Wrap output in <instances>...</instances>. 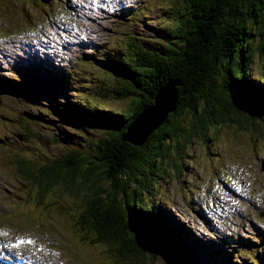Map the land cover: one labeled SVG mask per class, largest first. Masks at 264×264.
Returning a JSON list of instances; mask_svg holds the SVG:
<instances>
[{
    "label": "trees",
    "instance_id": "obj_1",
    "mask_svg": "<svg viewBox=\"0 0 264 264\" xmlns=\"http://www.w3.org/2000/svg\"><path fill=\"white\" fill-rule=\"evenodd\" d=\"M25 1L41 12L51 5L50 0ZM165 3L161 45L125 33L109 52L93 58L96 82L80 86L76 101L65 94L60 103L49 95L52 111L73 126L69 132L58 129L55 140L65 147L62 153L41 161L13 154V177L27 188L16 211L34 224L32 217L40 218L58 204L70 220V245L80 251L82 264H203L196 254L203 256V247L225 250L223 245H201L152 196L158 175L181 171V150L192 140L207 144L221 127H262L264 81L252 80L247 65L254 41L260 51L264 46V0ZM26 10L24 18L30 16ZM56 80L51 83L65 88ZM170 85L172 105L159 123L140 142L127 138L140 112L154 108L158 91ZM32 88L39 86L0 79V92L23 97L29 92L31 100ZM102 100L129 105L114 111ZM25 140L30 146L35 142L32 128ZM62 198L69 199L72 211L57 202Z\"/></svg>",
    "mask_w": 264,
    "mask_h": 264
},
{
    "label": "rangeland",
    "instance_id": "obj_2",
    "mask_svg": "<svg viewBox=\"0 0 264 264\" xmlns=\"http://www.w3.org/2000/svg\"><path fill=\"white\" fill-rule=\"evenodd\" d=\"M102 1L106 2L103 9L90 10L91 4ZM165 1L154 4V0H52L48 12H41L25 0H0V79L12 78L22 85L39 86L37 90L31 89V100L27 99L29 92L24 97L5 92L6 89L0 92V254L13 252L15 256H29L43 264L85 263L79 258L80 251L70 245V220L57 210L58 204L44 216L32 217L36 218L34 224L28 223L31 220L28 215L16 211L15 204L27 193V188L13 177V154L22 152L41 161L64 151L65 147L55 140L58 129L69 132L73 126L52 111L50 105L54 103L49 95L56 96L60 103L65 101V94L76 101L82 92L80 86L96 82L97 73L88 62L92 55L104 45L114 48L125 33L154 38L161 45L159 33L166 25L161 14ZM25 10L30 14L28 18H24ZM73 24L78 33L73 32ZM63 26L71 32L51 35L60 43L47 39L51 31ZM253 48L247 65L250 76L254 81H264V46L260 51L255 40ZM54 70L59 74H48ZM54 79L65 88L53 85ZM170 87L159 90L155 100L161 94L160 102L169 106L172 94L164 92ZM101 105L120 111L129 104L102 100ZM171 105L164 107L169 109ZM149 109L140 112L139 117L149 115ZM161 110L157 122L166 111ZM260 126L264 127V119ZM262 127L253 124L246 131L236 125L221 127L213 138H208L207 144L194 139L181 150V171L176 175H158L152 202L169 208L201 245H223L225 250L203 247V256L197 251L203 264H264ZM31 128L35 138L32 146L25 140ZM147 133L140 137L127 134V138L140 142ZM68 201V198L57 201L67 207L66 212L73 210Z\"/></svg>",
    "mask_w": 264,
    "mask_h": 264
},
{
    "label": "bare ground",
    "instance_id": "obj_3",
    "mask_svg": "<svg viewBox=\"0 0 264 264\" xmlns=\"http://www.w3.org/2000/svg\"><path fill=\"white\" fill-rule=\"evenodd\" d=\"M50 2H52V0H50ZM110 50L111 49H110V47L108 45H104L101 48L100 51H98L97 53H94L92 55V59L90 61H88L89 64L92 65V66H94L93 58L94 57H97V56H99V55H101L103 53L109 52ZM94 59H96V58H94ZM48 74L51 75V76H53V74H59V72L54 70V71H49ZM10 79H12V78H10ZM65 79L67 80V77L66 76H65ZM169 90H167L164 93H171L172 94V91H171L172 89L170 88ZM171 96H170V101L172 99ZM160 97H161V94H160L159 98L157 97L158 99L156 100V103H155L154 108H152V109H150V110L147 111V112L151 111L149 113V115L147 114L148 116L146 115L144 118H143V115H141L139 117L140 119L138 118L139 120L137 119L135 121V123L132 125L133 127H131L129 129V133H127V134H131L132 135V133H133V135H135L136 137H140L145 131H149L152 127H154L156 125V123H157L156 118L157 117H160V115L163 112V110H161V109H165L166 110L167 108H165L164 106H168V105H164V104L162 105V103L160 102ZM166 101H168V100H166ZM170 101H168L169 104H170ZM141 118H143V119H141ZM7 259L10 260L11 257L9 258V256H6V257L3 258V260H7ZM3 260H0V264H3ZM31 260H32V258H30L29 256H15L14 257V261H16L17 264H29L31 262ZM38 263L39 264H43L41 262H38Z\"/></svg>",
    "mask_w": 264,
    "mask_h": 264
},
{
    "label": "water",
    "instance_id": "obj_4",
    "mask_svg": "<svg viewBox=\"0 0 264 264\" xmlns=\"http://www.w3.org/2000/svg\"><path fill=\"white\" fill-rule=\"evenodd\" d=\"M170 88L172 89V87H170ZM171 91H172V90H171ZM172 101H173V91H172V99H171V101H170V104L172 103ZM170 104H169V106H170ZM169 106H168V107H169ZM170 108H171V107H170ZM170 108H169V109H170ZM169 109H167V110H169ZM166 112H167V111H166ZM134 123H135V122H134ZM134 123H133V124H134ZM129 129H130V128H129ZM129 129H128V131H129Z\"/></svg>",
    "mask_w": 264,
    "mask_h": 264
}]
</instances>
